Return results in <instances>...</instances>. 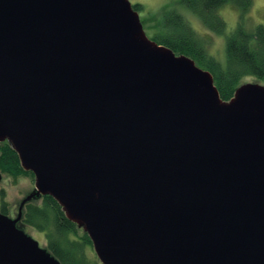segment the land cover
Listing matches in <instances>:
<instances>
[{"label":"water","instance_id":"95a60500","mask_svg":"<svg viewBox=\"0 0 264 264\" xmlns=\"http://www.w3.org/2000/svg\"><path fill=\"white\" fill-rule=\"evenodd\" d=\"M0 141L35 175L0 264H62L17 225L42 195L102 264H264V84L224 100L130 0H0Z\"/></svg>","mask_w":264,"mask_h":264},{"label":"trees","instance_id":"16d2710c","mask_svg":"<svg viewBox=\"0 0 264 264\" xmlns=\"http://www.w3.org/2000/svg\"><path fill=\"white\" fill-rule=\"evenodd\" d=\"M184 6L197 14L207 27L225 34L227 27L218 14L220 7L233 3L240 10V22L226 39V61L221 63L209 54L207 48L189 25L185 16L176 8L166 7L159 17L150 15L155 31L152 39L171 47L177 54L192 57L199 66L209 70L215 79L220 95L230 100L245 76H255L264 81V24L248 30L245 16L253 0H181ZM135 10L144 8L142 3L133 4ZM172 8V9H171ZM144 24V19L142 18ZM0 171L17 178L33 174L22 167L18 153L8 143L0 141ZM34 175V174H33ZM1 212L8 214V205L2 190ZM25 229L32 226L45 233L47 248L62 264H102L94 255L93 243L88 233L70 220L59 202L51 195H42L26 203L23 216L17 223Z\"/></svg>","mask_w":264,"mask_h":264},{"label":"rangeland","instance_id":"374dc122","mask_svg":"<svg viewBox=\"0 0 264 264\" xmlns=\"http://www.w3.org/2000/svg\"><path fill=\"white\" fill-rule=\"evenodd\" d=\"M132 4L142 3L144 8L139 12L141 20L144 19V29L146 34L152 38L155 28L153 22L149 21L150 15L159 17L166 7H176L186 18L189 25L194 29L199 39L207 48L209 54L213 55L217 61L224 63L226 61V39L227 35L234 30L240 22V10L233 4L227 3L220 7L218 14L226 22V33L221 34L217 31L207 27L201 18L184 6L181 0H130ZM171 8V9H172ZM160 14V15H159ZM264 24V0H253V5L250 11L245 16V26L248 30L255 29L256 25ZM253 82L262 83L261 79L249 75L241 80L242 83ZM34 174V173H33ZM31 173L21 175L17 178L9 176L2 172L3 179L0 183V210L2 207V190H4V197L8 205V215L16 217L18 214L19 205L22 200L33 191L35 188V175ZM25 231L39 241L40 245L47 247V240L45 233L35 229L32 226L26 225ZM94 255L97 256L94 248Z\"/></svg>","mask_w":264,"mask_h":264}]
</instances>
